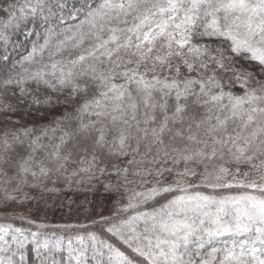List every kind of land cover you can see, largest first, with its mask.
I'll return each instance as SVG.
<instances>
[{
  "label": "snow or ice",
  "instance_id": "obj_1",
  "mask_svg": "<svg viewBox=\"0 0 264 264\" xmlns=\"http://www.w3.org/2000/svg\"><path fill=\"white\" fill-rule=\"evenodd\" d=\"M0 264H264V0L9 3Z\"/></svg>",
  "mask_w": 264,
  "mask_h": 264
},
{
  "label": "rangeland",
  "instance_id": "obj_2",
  "mask_svg": "<svg viewBox=\"0 0 264 264\" xmlns=\"http://www.w3.org/2000/svg\"><path fill=\"white\" fill-rule=\"evenodd\" d=\"M23 39V36L20 38ZM51 119V117H49ZM31 208V205L26 206ZM73 210H70L67 204L63 207H53L46 211V213L33 212L32 215L40 219H45L49 223L63 224V223H75L78 219L83 220V216L78 215L74 210L75 205L72 206ZM101 209H97L100 211ZM104 210H107V205H104Z\"/></svg>",
  "mask_w": 264,
  "mask_h": 264
},
{
  "label": "trees",
  "instance_id": "obj_3",
  "mask_svg": "<svg viewBox=\"0 0 264 264\" xmlns=\"http://www.w3.org/2000/svg\"><path fill=\"white\" fill-rule=\"evenodd\" d=\"M13 0H0V18L3 17V15L5 14L6 9L8 8L9 3H12ZM22 36L18 37L19 39ZM17 225H19V222H16ZM61 224V223H60Z\"/></svg>",
  "mask_w": 264,
  "mask_h": 264
}]
</instances>
